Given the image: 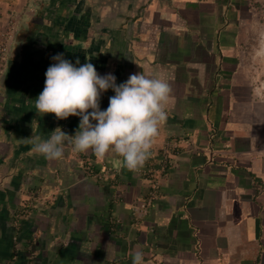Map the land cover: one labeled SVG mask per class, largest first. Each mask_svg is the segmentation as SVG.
<instances>
[{
  "label": "crops",
  "instance_id": "crops-1",
  "mask_svg": "<svg viewBox=\"0 0 264 264\" xmlns=\"http://www.w3.org/2000/svg\"><path fill=\"white\" fill-rule=\"evenodd\" d=\"M249 5L0 0V43L19 22L0 62V264H132L136 251L145 264H264V101L240 77ZM57 53L91 62L117 84L138 72L170 83L167 120L146 163L160 168L167 139L192 144L172 154L161 195L140 222L132 208L148 182L118 154L98 159L66 143L63 158L49 161L24 140L78 130L80 117L36 113ZM113 95L102 93L101 110ZM85 162L110 170L98 180Z\"/></svg>",
  "mask_w": 264,
  "mask_h": 264
},
{
  "label": "clouds",
  "instance_id": "clouds-1",
  "mask_svg": "<svg viewBox=\"0 0 264 264\" xmlns=\"http://www.w3.org/2000/svg\"><path fill=\"white\" fill-rule=\"evenodd\" d=\"M51 59L54 63L45 73V86L35 99L36 113H52L57 120L77 116L80 122L73 136L57 127L48 139L39 135L24 139L32 145V151L49 161H58L67 143L77 153L91 150L98 159L109 152L118 154L129 171L142 169L167 120L172 99L169 81L138 72L117 84L112 73L99 75L91 62L81 65L77 59L76 66L63 53ZM109 89L115 95L109 97L107 109L101 110V95ZM132 264H145L143 252H134Z\"/></svg>",
  "mask_w": 264,
  "mask_h": 264
},
{
  "label": "rangeland",
  "instance_id": "rangeland-1",
  "mask_svg": "<svg viewBox=\"0 0 264 264\" xmlns=\"http://www.w3.org/2000/svg\"><path fill=\"white\" fill-rule=\"evenodd\" d=\"M248 2L250 3V9H248L245 21L240 26L239 33L243 50L240 77H244L252 89H257L256 95H254L261 102V99L264 101V0H248ZM18 21L20 20L18 19ZM16 23L18 24L16 25ZM16 23H13L15 24L13 36L8 38V35L12 33L10 28V32L4 34L2 43L13 41L19 25V22ZM2 43H0V46ZM8 53L9 49L4 55L0 56V62L4 61ZM247 81H242L244 84H241V86L248 88Z\"/></svg>",
  "mask_w": 264,
  "mask_h": 264
},
{
  "label": "built area",
  "instance_id": "built-area-1",
  "mask_svg": "<svg viewBox=\"0 0 264 264\" xmlns=\"http://www.w3.org/2000/svg\"><path fill=\"white\" fill-rule=\"evenodd\" d=\"M14 27H15L14 25H11L12 33L8 35V38H11L13 36V33L15 31ZM9 44H10L9 42L2 43V45L0 46V56L4 55L8 51ZM185 142H187V144H190L191 141H189V139H186L184 137H176L165 140L162 144V152L160 154L161 156L159 162L160 168L157 170L149 163H146L144 167L139 170V173L141 175H144V178L148 182V191L145 197L143 198V200L135 204L132 208L133 219L136 222H140L148 215L150 207L154 202H156L158 197L161 195L162 180L164 177L168 175L169 165L171 164L170 159L173 156L172 154L179 155L181 150V145ZM81 161H83V159H81ZM84 164H85V171L97 177L98 180L104 179L105 175L107 174L106 172L110 170L108 168L107 171L96 172L92 167V164L89 163L87 164L86 162ZM28 210L29 209L20 211L17 216L18 217L23 216L28 212ZM17 237L18 236L16 235L14 238L17 239Z\"/></svg>",
  "mask_w": 264,
  "mask_h": 264
}]
</instances>
